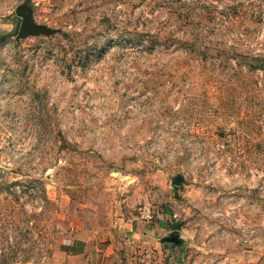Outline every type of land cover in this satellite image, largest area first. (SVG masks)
<instances>
[{
  "label": "rangeland",
  "instance_id": "1",
  "mask_svg": "<svg viewBox=\"0 0 264 264\" xmlns=\"http://www.w3.org/2000/svg\"><path fill=\"white\" fill-rule=\"evenodd\" d=\"M165 217L264 264V0H0V264H173L118 232Z\"/></svg>",
  "mask_w": 264,
  "mask_h": 264
},
{
  "label": "crops",
  "instance_id": "2",
  "mask_svg": "<svg viewBox=\"0 0 264 264\" xmlns=\"http://www.w3.org/2000/svg\"><path fill=\"white\" fill-rule=\"evenodd\" d=\"M167 220V217H165L153 225L134 220L131 225H127L125 229H120L118 232L123 233L124 237L127 238V241L129 240L127 244L130 243L134 245V247H145L146 250L153 247L154 250H157L164 257L170 254L173 264H181V248L177 246V244L162 242V240L167 237L165 234L171 232L170 227L167 225ZM88 244L89 243L85 241L79 243L75 240L70 242L67 247L70 248V252L77 253V250L81 252L84 250L87 251L89 247ZM96 252H98V250L93 248L91 252L92 264H105V259Z\"/></svg>",
  "mask_w": 264,
  "mask_h": 264
},
{
  "label": "water",
  "instance_id": "3",
  "mask_svg": "<svg viewBox=\"0 0 264 264\" xmlns=\"http://www.w3.org/2000/svg\"><path fill=\"white\" fill-rule=\"evenodd\" d=\"M15 15L20 19V25L15 37L16 41L27 37L50 36L55 30L38 23H35L32 14L25 7H19L15 11ZM165 243L179 244L180 240L176 235L167 236L162 240Z\"/></svg>",
  "mask_w": 264,
  "mask_h": 264
},
{
  "label": "built area",
  "instance_id": "4",
  "mask_svg": "<svg viewBox=\"0 0 264 264\" xmlns=\"http://www.w3.org/2000/svg\"><path fill=\"white\" fill-rule=\"evenodd\" d=\"M140 217L146 222H151L153 219V211L148 206H143L139 209Z\"/></svg>",
  "mask_w": 264,
  "mask_h": 264
}]
</instances>
